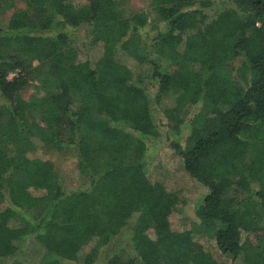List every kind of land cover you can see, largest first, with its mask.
Segmentation results:
<instances>
[{"label":"trees","instance_id":"trees-1","mask_svg":"<svg viewBox=\"0 0 264 264\" xmlns=\"http://www.w3.org/2000/svg\"><path fill=\"white\" fill-rule=\"evenodd\" d=\"M163 145L207 189L190 236L264 264V0H0V264H151Z\"/></svg>","mask_w":264,"mask_h":264},{"label":"rangeland","instance_id":"rangeland-1","mask_svg":"<svg viewBox=\"0 0 264 264\" xmlns=\"http://www.w3.org/2000/svg\"><path fill=\"white\" fill-rule=\"evenodd\" d=\"M79 1L83 3L85 0ZM126 2L130 9L137 10L144 6V0H126ZM17 6L19 8L23 7L24 2H18ZM225 14L229 15L226 11H222L219 14V18L222 17L225 20L221 22L223 25L228 24ZM109 15L110 13H105L102 18H108L110 17ZM79 34L81 36L85 35L82 29L79 31ZM93 36L95 34L90 35L88 39L90 40ZM210 49L214 51L216 47L210 46ZM33 91L34 86L31 84L26 93L30 94ZM152 149L147 167V175L153 183L158 198V202L156 203L164 204V200L166 199L164 196L166 194H168V202L171 199H175L178 200V203L177 208L175 207L174 209H170L169 206L167 208L164 207L165 209L163 208L164 210L161 215H156L153 225L148 231V235L142 239V242H147L154 249V253L149 258L150 263L186 264V259L204 260L214 258L218 264H224V259L220 256L212 239L198 235L193 236L194 238L190 236V222L191 219H194L193 210L195 202L207 192V189L185 172L181 161L167 147L164 146L157 150ZM43 157L49 158L60 171H63L69 185L75 184L74 180H76V176L73 173L74 160L72 158L59 155L55 152ZM130 176L133 178L143 177L138 172ZM181 203H185V205L178 211ZM63 207L65 210L69 207L68 213L71 219L77 218L82 212V209L78 208V205L69 202L63 203Z\"/></svg>","mask_w":264,"mask_h":264}]
</instances>
